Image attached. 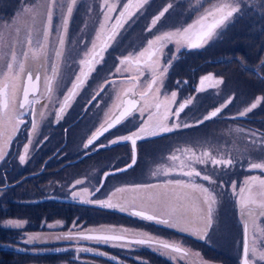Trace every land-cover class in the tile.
Segmentation results:
<instances>
[{
	"label": "snow or ice",
	"instance_id": "snow-or-ice-1",
	"mask_svg": "<svg viewBox=\"0 0 264 264\" xmlns=\"http://www.w3.org/2000/svg\"><path fill=\"white\" fill-rule=\"evenodd\" d=\"M209 2L210 6L204 7L192 23L169 29H165L163 25L157 28L162 18L174 8L173 2L167 3L151 18L150 24L145 29L146 32L153 33L150 38H147L146 46L142 45L141 50L136 53H128L122 58L118 57L119 63L114 65V72L108 69L110 75L124 76L129 69H131V74L116 90L117 102H114L104 113L99 128L87 139L83 147L88 149L94 145L95 141L110 129L120 125L126 118L132 117L134 112L138 114L134 119L139 120V123L128 134L111 139L108 145H96L94 150L122 142H129L132 147L131 162L123 168H116L112 173H106L105 177L125 172L136 165V148L139 140L164 136L176 130L203 124L217 117L223 108L232 102L229 99L227 103L216 107L201 119L196 120L195 124H191L183 121L181 114L193 104L196 97L188 96L177 104V91L169 92L165 87L170 67L183 49H199L206 46L218 35L217 29L225 26L234 14L242 13L244 4L255 3V0H209ZM149 3L150 0H120V10L115 16V21L109 23L113 20V14L117 13L118 4L110 0H100L99 13L102 20L95 29L94 38L84 44L82 58L73 61L78 64V69H69L70 87L66 88L62 97L57 93L65 84L64 72L61 70V63L58 62L62 61L65 66L68 64L66 42L70 21L78 0H32L30 3H24L19 10L18 15L23 18V26L0 22V161H5L15 135L21 130V126L29 123L25 117L35 114L34 105L40 103L41 98L47 101L43 107L47 108L51 105L55 110L56 121L59 122L62 119L63 114L71 108L72 102L84 88L91 74L96 71L95 66L101 63L106 65L104 53L112 46L113 41H117V37L121 35L120 30L124 29L137 13L143 14L142 10ZM199 6L200 0H197V7ZM260 6L264 8V0H261ZM88 11L89 13L92 11L91 7ZM153 29L156 31L153 32ZM21 32L24 33L23 37L20 35ZM169 44L175 45L170 52L165 51ZM50 46L54 52L51 58L48 55ZM29 55L33 59L42 56L45 63L51 60L45 69L44 90L39 97L37 92L41 76L36 75L34 78L31 73H27L25 77V66ZM205 81H213V86L223 83L222 79L214 78L212 74L205 75L199 81L197 92L205 90ZM111 83L114 81L105 78L103 84L93 89L88 103L96 100L106 90L107 84ZM177 83L180 82L177 81ZM130 93L134 96L138 95L139 99H122V96H128ZM260 103V98H257L250 106L239 111L238 116H246ZM114 109L119 110L118 115L115 114ZM40 118L41 120L46 118L44 112L40 113ZM40 126L36 120L30 122L27 143L23 146V154L18 155L22 165L26 159L30 158L29 145H32L34 141L38 142ZM237 131H243V129H237ZM249 135L255 137L257 133L250 132ZM251 143L252 151L257 150L256 145L259 143L260 156L258 159H251L248 167L264 172V139L260 141L253 139ZM166 159L169 163L157 166L151 173L152 177L157 179L160 177L180 178L163 179L159 183L126 185L116 188L107 199L81 200V202L94 203L101 208L117 209L139 217L141 220L174 228L180 232H188L201 240L206 239L209 231L214 228L217 207L220 203L219 198L223 195L222 191L217 192L216 189L223 190L225 186L223 181L217 183L214 169L220 167L226 170L235 167V158L221 154L218 149L211 146L197 147L186 144L176 148ZM197 165L205 167L198 168ZM209 165L212 166L211 169L207 167ZM197 178L200 181H207L213 187L198 183ZM82 183V180L77 179L73 187ZM230 187L233 195L238 198L236 203L239 206L242 221L241 264H258L264 261V240L258 248L256 240H250L249 233L250 231L253 234L257 231L264 233V227L261 226L264 224V178L248 177L244 180L243 186L239 188L236 182L232 181ZM100 190V187H96L90 195ZM83 191L88 193L87 188ZM125 191H131L135 195L130 199L113 201L116 193ZM72 196L77 198L79 194L72 192ZM5 226L18 229L23 227V223L9 220ZM48 226L53 227V225ZM73 226L75 227V224ZM57 238L86 239L97 243H112V246L122 248L133 245L147 246L171 258L188 255V250L177 242L128 228L102 226L88 229L87 233L84 231L68 232ZM38 239H40L39 236L29 235L25 243H32ZM78 251L93 250L78 249ZM94 254L105 255L103 252ZM196 255L200 254L196 253Z\"/></svg>",
	"mask_w": 264,
	"mask_h": 264
},
{
	"label": "rangeland",
	"instance_id": "rangeland-1",
	"mask_svg": "<svg viewBox=\"0 0 264 264\" xmlns=\"http://www.w3.org/2000/svg\"><path fill=\"white\" fill-rule=\"evenodd\" d=\"M171 0H159L158 2H155V10L151 9L153 6H148L142 10V13H137L135 17H133V21H129L128 24L125 25L124 29H121V35L117 37V41L112 42V46L108 49L117 48L118 44L123 45L124 51L126 52V55L128 53H136L139 50H141V46H146V40L147 38H150L153 33L146 32V27L150 24L151 18L158 13L159 10H161V5L169 3ZM177 3H180L181 6H177L176 3L174 4V8L170 9V13L166 14L164 18L158 23L157 28H159L161 25L164 26L165 29L169 28H175L180 25H187L189 23H192L196 18L199 12H195L193 10L197 7V2L195 5L189 4V0H175ZM202 0H200L201 2ZM12 7H15L17 3H19V8L12 17H2L0 16V22H3L4 24H13V25H20L23 26V18L22 16H19V10L23 7L24 3H30L32 0H13ZM110 2H116L118 4L117 7V13L113 14V20L109 23H114L115 16L118 14L120 10V0H110ZM99 3L100 0H78V4L76 9L74 10L72 20L70 21L69 25V31H68V37L66 42V55L68 57L69 62H73L74 60H79L83 56L82 49L84 47V44L88 43L90 40H92L95 36V29L98 28L99 22L102 20V17L99 13ZM207 5L206 7H209ZM89 7H91L92 11L89 13ZM241 19L239 18V22H236V26L233 25V28H230V30L223 36V38L226 39V43L228 42H234L236 43L237 36L241 34H253L252 31H246L242 32L239 30V26ZM133 29H131L133 24H136ZM263 27L261 30H264V22ZM253 26V24H252ZM7 31V29H5ZM156 29H153V32H155ZM258 34L262 37H264V31ZM21 37H23L24 33H20ZM244 35V36H247ZM54 39V37H53ZM247 39V38H246ZM99 43V41L97 42ZM82 46V47H80ZM90 47V44H89ZM135 47V48H134ZM175 48V45L174 47ZM108 51L104 53V58ZM48 55L51 58L54 55L53 49L50 46L48 50ZM122 58V56H120ZM30 60V61H29ZM51 63V60L48 61V63H45L43 57H39L36 59H33L31 55H29V58L27 60L26 66H25V74L26 72H31V74L35 77L36 73L40 71V69L43 67V75L45 74V69L49 66ZM45 65V66H43ZM63 62L61 63L62 68ZM78 65V64H77ZM97 68V65L95 66ZM243 71V67H241ZM240 71L237 76H234V79H224L223 84H220L218 86H213V81H205V90L202 92H197L193 95L196 97L194 100L197 101V104L195 107H192V105H189L188 108L185 109V113L181 114V119L185 122L195 124L196 120L201 119L204 115L209 113L210 111L214 110L216 107H220L222 104L227 103L229 99H231V103L227 104V107L223 108L221 113L218 114V120L211 119L198 126H193L190 128H187L185 132H177L166 134L163 137H160L159 140H168L170 143L165 148L160 150V152H157V154H151L149 153L145 154L141 151L138 154L139 162L136 163L134 166V170L131 171V174L126 176L127 181L129 182H135L138 181V183H159L163 179L168 178H180V177H160L159 179L152 177L151 173L155 170V168L161 164H167L169 163L166 159V157L176 149L178 146L183 147L186 144L187 145H193V146H204L209 147L211 146L214 149H218L221 154H227L231 157L235 158V167H232L230 169H222L220 167H217L214 169L216 173V180L217 183H220L221 181L224 182V188L223 190L217 188V192H223V195L220 196V203L217 207V213H216V221L214 224V228L209 231V235L206 239L201 240L197 238V236L189 234L188 232H180L177 231L174 228H170L169 230L166 229L165 226L159 225L157 226L154 222H148L141 220L139 217L129 216V221L132 224L140 225L144 228L150 227L149 231H146L144 229H137L139 231H144L149 234H152L153 236L159 235V238L174 241L179 243L182 247L186 248L188 250V255L184 257H175L171 258L165 255H162L167 261L173 262V263H181V264H241V258L243 254V228H242V221L239 211V206L236 203V200L238 199L235 197L232 193L230 184L232 181H235L237 184V187L243 186V182L246 178L251 176H260L261 178H264V172H261L259 169H249L248 163L251 159H258L260 156V153L258 149L260 148L259 143L256 145V151H252V140L255 139L257 141H260L261 139H264V127L260 134V136H251L249 135V130L244 126V122L240 119L249 117L252 112L258 110L260 107L261 110H264V105H258L256 109H254L252 112L248 113L244 117L238 116L239 111H242L245 107L250 106L249 102L252 100V97L255 96L257 98H263L264 99V82L259 83V80L254 79L252 77L253 72L248 71L247 75L242 73ZM94 73V72H93ZM91 74L89 79L87 80L86 85L88 82L93 78L94 74ZM131 74V69L129 71L125 72L124 76H129ZM210 73H205L202 75L204 77L205 75H208ZM119 75V74H118ZM147 75V74H145ZM201 77V78H202ZM214 77V76H213ZM264 77V75H262ZM107 79V77H104ZM186 76L178 77V80L185 79ZM214 78H218L214 77ZM143 79V77H142ZM199 81L198 79L197 84L195 85V88L197 89L199 87ZM184 84V82H182ZM185 85V84H184ZM165 87L166 89L171 91H177V99L179 96H181L182 92L179 90H171L173 87L171 85V81H169V77L167 79V82L165 81ZM197 93H201L203 96H197ZM131 95V93H130ZM77 97V96H76ZM75 97V98H76ZM136 98H139L138 95L135 96ZM79 98H77V101ZM75 102V104L77 103ZM182 100H177L176 103H180ZM114 102L116 101V95L114 98ZM99 103V102H97ZM253 103V102H251ZM46 104V103H45ZM99 105V104H98ZM113 105V104H112ZM203 108V114L201 116L194 115L191 112L192 110H195V112L200 108ZM40 106L37 108L39 110ZM99 108H102V106H92L85 115V118L78 123L77 126L71 127L72 129V137L75 139L77 137L76 133L79 131H82L83 135H80L79 140L76 142L78 144L74 145L75 148H79L81 145L83 146L84 143H86L87 139L90 138V136L99 128L100 123L103 121V115L96 116L95 117V111L99 110ZM53 108L51 105H49L47 108L41 107L40 112L36 111L35 114H37V118H40V113L44 112L45 117L50 115V113L55 114V110H52ZM115 113H117L118 110L114 109ZM39 112V113H38ZM197 113V112H196ZM34 114V115H35ZM64 115V114H63ZM67 115V114H66ZM134 115H138L137 113H134ZM136 117V116H135ZM45 120V119H44ZM62 121L65 120V117L63 116ZM134 119L132 118L131 122ZM130 123V121L126 122ZM121 126H118L117 128L113 129L109 134H107L103 139L100 141V144L106 143L108 136H115V134H118L120 132ZM237 129H243V131H237ZM123 131H130V128L124 129ZM176 136V137H174ZM118 137V136H117ZM113 138H116L113 137ZM151 140L149 144H152ZM128 145H124L123 148H121L124 151L119 150V157L114 159L118 154L115 155V152L112 151V153L109 151L110 148H106V150L101 151L102 156H100V159L95 163L93 162L91 165L89 162H87V158H83L82 160L84 164L80 165L78 169H76L77 172H80L81 170L86 172V178L90 179V182H93V184H96L99 182L100 177L102 176V173L106 168L108 169L106 172H113L116 168H123L126 164H128L131 161V151L128 148ZM13 142L9 146L8 153L10 154V151L12 150ZM177 147V148H178ZM132 148V147H131ZM142 148V147H141ZM140 148V149H141ZM94 149V148H93ZM159 149V148H157ZM156 149V150H157ZM128 153V156L126 157V153ZM8 154V155H9ZM159 157L162 158L163 162H159ZM8 156H6L5 161H0V168L4 165V163L7 161ZM150 160L152 162L153 160H156L155 163H152L151 166H146L145 160ZM89 161V160H88ZM111 164V165H110ZM198 168H204V165H197ZM208 168H212L211 165L207 166ZM92 168V169H91ZM91 170V171H89ZM47 171V170H46ZM72 171H63L62 173L64 175H68ZM125 173V172H124ZM62 175V177H64ZM56 177H59V174L56 175ZM48 178H45L44 176L40 179H38L37 183L40 181L43 184L40 188H43L49 181ZM107 179H111L108 177ZM187 179V178H184ZM53 180V179H52ZM125 177H120L118 179H113L112 183L108 187H113L115 184H117L119 181L124 182ZM198 183H203L207 187H213L212 185H209L207 181H200L199 178H197ZM92 184V186H93ZM89 187V188H92ZM17 187L14 189L16 190ZM34 189L32 188L29 193H27L26 197L34 196L37 200L38 198H41V195H38L34 193ZM94 191H88V193H85L82 191L81 193H78V200H93V198L98 197L100 200L107 199L108 196L106 194L108 193L107 189H104L102 192H99V194L96 195H90ZM113 192V191H112ZM135 193L131 191H125L122 193H116L115 197H113V201H117L120 199H130ZM23 197V195H20ZM7 199V198H6ZM5 199V200H6ZM12 199V198H8ZM8 203H12L10 200H7ZM90 204V203H88ZM84 212H87L85 210ZM127 213V212H126ZM103 216H107V214L104 212L102 213ZM59 216H64V213H59ZM4 222L6 225L7 222ZM112 227L111 225L107 224H99L94 227L91 226H85L83 229L81 228V231L88 230V229H96L101 227ZM264 227V224L261 225ZM119 228V227H115ZM130 229V228H128ZM249 238L255 239L257 242V246L259 248V245L262 240H264V233H261L259 231L253 232L250 231ZM112 246V243H110ZM142 249L145 251H151L156 254L161 255L158 251H155L147 246H142ZM196 249L200 253H204L203 257L200 255H196ZM53 249L51 248V254L55 253L52 252ZM224 262V263H223ZM163 264V263H160ZM258 264H264V261L258 262Z\"/></svg>",
	"mask_w": 264,
	"mask_h": 264
},
{
	"label": "flooded vegetation",
	"instance_id": "flooded-vegetation-1",
	"mask_svg": "<svg viewBox=\"0 0 264 264\" xmlns=\"http://www.w3.org/2000/svg\"><path fill=\"white\" fill-rule=\"evenodd\" d=\"M257 7L262 8L259 5H257ZM193 11L197 12L196 9ZM246 12L247 10L243 11V15L234 14L233 18L226 22L225 26H223L221 29H217V36H222V40L218 43H221L225 40V38H223L225 35L224 33L228 32L230 28H233V25L236 26V22L239 18L241 21L244 20ZM135 25L137 24H133L131 29H133ZM215 37L213 39H215ZM214 45L215 43L212 40L203 48L191 50L183 49L177 55L175 62L172 64L167 74V79L169 77V81H171V85L173 86L171 90H179L182 92L181 96H179L177 100H183L188 96H193L196 93L195 85L197 84L198 79H201L202 75L206 72L212 74L214 77L218 76V79H222L223 82L224 79H226L222 71L223 66H229L230 71L232 72L231 75H238V65L240 59L237 56L232 55L223 57L225 54L213 52L212 46ZM173 47L174 44H169L165 51L170 52L172 49H174ZM107 51L108 53L105 56L106 65L105 63L97 65L96 71L93 73V78H91L88 84H85L84 88L80 90L79 95H77V97L72 102L71 108L67 109V111L64 113V121L59 120V122H57L55 119V114L52 112L45 118V120L38 119L37 114L29 115L25 117V120L29 123L21 126V130L15 135L13 139V147L10 151V154L8 155L7 161L0 168V202L3 201L6 203L7 200H10L12 203H14L19 201V198L22 199V201H27L28 198L26 199L25 195L29 193L32 188H36L34 189V193L41 195L42 197L38 198V201H36L34 205L38 220H31V223L37 226V230L28 231V224L26 221L19 219L17 220L12 217H8V215L5 220H0V222L3 221L0 224V229L2 230L0 234L2 237H4V239H1L0 241V264H24L23 260L25 255L19 257L17 262L12 260L14 263H11L9 252L11 253L13 259L14 253H30L32 251L31 249H33L32 245L35 246L34 250L36 253L41 251L44 254L51 253V248L53 249L52 252H55L56 254L71 251L73 256L71 259H75V239L69 240L57 238L68 232H73L72 223L68 224L67 218L65 216H59L58 207L56 204H52V202H61L60 204L67 207L82 208L88 206L87 203L79 201L78 197L73 198L72 192L81 193L84 188H87L88 191H94V189L99 187L101 183V177L98 183L93 184V182H90V179L86 178V172L82 170L77 172L76 169H78L80 165L84 164L85 160L83 161V158H87L86 161L89 162L90 165L93 162L96 163L98 161L99 158L97 153L106 150L108 147H103L98 150L94 149L96 148V145L100 144V141L105 135L95 141L94 145L90 146L88 149H85L82 145L79 148H75L74 145L78 144L76 141L79 140L80 135L83 134L82 131H79L76 133L77 137L73 139L71 127L77 126L78 123L85 118V115L87 112H89L92 106H102V108H99V110L95 111V117L103 115L106 111H108V109L114 103L116 90L121 87L122 82L127 78V76H121L118 74L110 75L108 72V69H112L114 72V65L119 63L117 60L118 57L126 56L123 45L118 44L117 48H110ZM212 52L215 54V58H210ZM58 63H62V61ZM213 66L220 68V74H215L214 70H210ZM241 67H243V73L245 75H247L249 70H252L251 72H253V78L264 79V77H262L261 71L258 70V67ZM206 68L209 69L207 70ZM69 69L77 70L78 65L69 61L67 66L62 65L61 70L64 72L63 79L65 84L62 85L60 91L57 93V95L60 97L63 96L66 88L70 87ZM181 72L184 73L186 78L183 80H178V77H176L175 74ZM104 77H107V80L114 81V83L107 84L106 90L102 92L96 100L88 103L93 94V89L104 83ZM177 81L180 83L178 84ZM185 81H187V83H184V85L182 82ZM135 96L133 94H129L128 96H122V99H139ZM197 96L203 95L201 93H197ZM77 98H79L78 101ZM76 101L77 103L75 104ZM196 104L197 101L194 102L192 107H195ZM37 105L38 104L34 105L35 112H40L42 106H40L38 110ZM196 112L195 110H192L189 113L200 116L204 113L202 107H200ZM117 113H119V110ZM134 113L132 117L126 118L120 125L116 126H121V130L117 136L128 134L129 131H123L125 128L128 129L129 127L130 130H134V127L139 123V120L136 119L130 123H126L131 121L133 117L137 116L134 115ZM32 120H36L41 125L39 129V135L37 137L38 142L34 141L32 145H29L30 158L26 159V162L22 165L19 162L18 155L23 154V146L27 143V136L28 132L30 131V122ZM149 140L150 137H147L137 142V154H139L140 145L143 144L144 141L146 142ZM104 144L108 145L109 143ZM127 144H129L128 148L131 151L132 148L129 142L117 143L111 145L110 148H114L116 151H118ZM80 160L81 162L79 163ZM138 161L139 159L137 162ZM145 164L146 166H151L152 162L147 159L145 160ZM72 170H74V172H71L68 175H64L62 173L63 171ZM57 174H59V177H56ZM62 175H64V177H62ZM43 176L45 178L49 177V182L43 188H40L43 183L40 181L37 183V181ZM77 179L82 180L83 183L73 187ZM91 186L92 188H89ZM16 187L17 189L14 190ZM20 195H23V197ZM7 220H17L23 223V227L18 229L7 227L4 224V222ZM48 225H53V227H49ZM11 234L20 238L16 242L18 245L13 244V241L9 240ZM29 235L39 236L40 239L35 240L32 243H25ZM21 244H23L24 247H21ZM196 253L199 252L196 250ZM199 254L202 256L201 253ZM30 264H32V262H30Z\"/></svg>",
	"mask_w": 264,
	"mask_h": 264
},
{
	"label": "trees",
	"instance_id": "trees-1",
	"mask_svg": "<svg viewBox=\"0 0 264 264\" xmlns=\"http://www.w3.org/2000/svg\"><path fill=\"white\" fill-rule=\"evenodd\" d=\"M13 0H0V16L2 17H12L16 13V11L19 8V3L16 4L15 7H12ZM159 0H150V3L148 6H153L151 9L155 10V2H158ZM170 2L176 3L177 6H181L180 3H177L175 0H171ZM197 0H189V4L195 5ZM209 0H202L200 2V6L196 7V11L200 12L204 7L209 5ZM261 0H255V3L252 4H244L242 7V12L247 10L244 20L240 21L241 26H239V30L242 32L246 31H252L253 34H241L238 38L236 43L234 42H228L226 43V39L222 41L221 43H218L222 40V36L218 37L216 36L215 39H213L215 45L212 46L213 52H218L225 54L223 57L227 56H237L239 61V72L242 71L241 66H252V67H258V70L261 71V74L264 75V66H263V58H264V37L260 36L258 34L263 32L264 30H261L263 27L264 22V8H259L257 5L260 6ZM166 6V4H162L161 8ZM146 7V6H145ZM240 15H243V13H240ZM133 23L134 20H132ZM239 22V19L238 21ZM138 24V23H136ZM253 24V26H252ZM247 35V36H244ZM247 38V39H246ZM211 53L210 58H215V54ZM237 54V55H236ZM207 70L209 68H206ZM210 70H214L215 74H220V68H216L215 66L211 67ZM223 74L225 75V78L228 79L235 76L231 75L232 72L230 71L229 66H223ZM252 71V70H249ZM238 72V73H239ZM243 73V71H242ZM176 77L184 76V73H176ZM259 80V83H263V78H254ZM183 80V79H182ZM264 85V84H263ZM257 97L253 96L252 100H250L249 105L251 102H255ZM261 103L259 105H264V99L261 98ZM262 105V106H263ZM260 107L258 110L251 113L249 117L241 118L244 123V126L249 130V132H255L257 133V136H260L263 127H264V110ZM200 116V115H198ZM215 120H218V117L214 118ZM208 123V122H205ZM187 129H180L176 130V132H185ZM171 134V133H169ZM160 137L163 136H157L155 138H151L152 144L148 143L151 141H144L143 144L140 145V148L142 149V152L145 154L149 153L151 154H157V152H160L163 148H165L167 145H169L168 140H159ZM176 137V136H174ZM159 148V149H157ZM157 149V150H156ZM112 151H115L113 149ZM111 151V152H112ZM98 158L100 159L101 153H97ZM157 160V159H156ZM156 160L152 159V163H155ZM159 162H163L162 158L159 157ZM131 174V171H128L124 173L123 178ZM106 185V184H105ZM104 185V186H105ZM103 186V187H104ZM103 190L105 188H102ZM101 189V190H102ZM102 190V191H103ZM100 191V192H102ZM28 198L27 201H22V199L19 198V201L14 203H4L3 201L0 202V220H5L7 217H12L14 219L24 220L27 222V228L28 231L31 230H37V226H35L33 223H31V220L37 221L38 218L36 217L35 212V202L38 200H35L36 198L34 196L31 197H25ZM94 199H99L98 197ZM61 203V202H60ZM59 202H52V204H56L58 207V213H64V216L67 218V223H72V226L75 224V227L73 226V229L78 232L81 228L85 226H94L99 224H109L112 226H129V227H136L135 224H132L129 221V216L127 213H123L118 210H112L109 208H101L97 204H93L90 206H85L82 208L78 207H67L65 205L60 204ZM60 204V205H59ZM87 210V212H84ZM106 213L107 216H103L102 213ZM3 222V221H2ZM0 222V224L2 223ZM0 232L2 230L0 229ZM1 239H4V237L0 234V241ZM20 239L19 237H15L11 234V237L9 240L13 241V244L18 245L16 242ZM21 247H24L23 244L20 245ZM51 247V246H48ZM31 249L32 251L30 253H23V254H13V259L10 255V262L14 263L13 261L17 262L19 257L24 256V264H173L172 262L167 261L163 256L158 255L151 251H145L143 249H140L139 246L133 245L132 247H114L111 246L110 243H97L95 241H90L86 239H75L74 240V248H75V259L72 260L71 258L72 253L70 252H62V253H43L38 252L36 253L34 248L35 246L32 245ZM78 249H92L93 251H78ZM95 252H103L105 255H96ZM204 254V253H203ZM115 258V259H112ZM13 260V261H12ZM8 261V257H7ZM224 263V262H223Z\"/></svg>",
	"mask_w": 264,
	"mask_h": 264
},
{
	"label": "water",
	"instance_id": "water-1",
	"mask_svg": "<svg viewBox=\"0 0 264 264\" xmlns=\"http://www.w3.org/2000/svg\"><path fill=\"white\" fill-rule=\"evenodd\" d=\"M30 61V60H29ZM43 66H45V65H43ZM87 70V69H86ZM27 73H31V72H26V74H25V77H26V75H27ZM36 75H40L41 76V80L38 82V92H37V95H38V97L40 96V94L41 93H43V90H44V75H43V67L40 69V71H38L37 73H36ZM35 75V76H36ZM34 77V76H33ZM35 78V77H34ZM21 95H22V93H21ZM127 100V99H126ZM45 103H47V101L45 100V99H43V98H41L40 99V103H38V105H37V108L39 107V106H44L45 105ZM119 113H117V115H118ZM105 178V175L103 176V179ZM241 261H242V259H241ZM240 261V262H241Z\"/></svg>",
	"mask_w": 264,
	"mask_h": 264
}]
</instances>
